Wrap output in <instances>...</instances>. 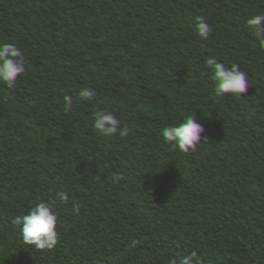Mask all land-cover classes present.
<instances>
[{
    "label": "trees",
    "instance_id": "1",
    "mask_svg": "<svg viewBox=\"0 0 264 264\" xmlns=\"http://www.w3.org/2000/svg\"><path fill=\"white\" fill-rule=\"evenodd\" d=\"M255 15L264 0H0V44L20 47L26 68L13 89L0 83V264H170L192 251L204 264H264ZM209 57L247 73L242 100L215 95ZM84 88L91 101L77 100ZM97 110L129 135L99 134ZM192 113L209 144L172 150L162 129ZM59 191L58 244L25 245L12 218Z\"/></svg>",
    "mask_w": 264,
    "mask_h": 264
},
{
    "label": "clouds",
    "instance_id": "2",
    "mask_svg": "<svg viewBox=\"0 0 264 264\" xmlns=\"http://www.w3.org/2000/svg\"><path fill=\"white\" fill-rule=\"evenodd\" d=\"M196 29L202 40H207L212 33V28L203 16L194 18ZM254 35L259 40L260 46L264 47V15H255L247 19ZM206 67L212 70L211 79L214 81V92L217 97L231 95L242 100V94L249 90V79L246 72L240 70L239 64H233L230 68L219 62L216 57L206 59ZM26 71L25 57L22 49L14 43L0 44V83L6 85L8 89L16 86L18 77ZM207 75V73H205ZM96 93L90 88L82 89L77 96V100L91 101ZM65 111H70L74 104L73 97L65 95ZM93 127L104 137L125 138L129 135V128H121V121L110 111L97 110L93 113ZM205 132L204 126L197 122L194 113L184 116L183 121L178 125H168L162 129V137L165 144L171 145L172 150H179L188 154L195 152L198 146L209 144V138L202 136ZM203 140V144H201ZM115 179H124L123 175H116ZM69 202L66 191H59L55 197L48 201H40L33 206L27 214L16 215L12 218L11 224L18 227L21 238L25 245L33 246L36 250H52L59 242V234L56 230L58 214L54 211V206ZM80 205L74 203L71 212L78 215ZM139 241L133 239L129 247L135 248ZM170 264H204L203 258L196 251L188 255H179L178 258L170 260ZM211 264V262H209Z\"/></svg>",
    "mask_w": 264,
    "mask_h": 264
}]
</instances>
